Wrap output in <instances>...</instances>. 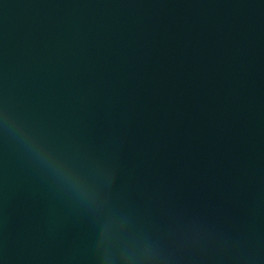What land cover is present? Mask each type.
Segmentation results:
<instances>
[{"label":"water","instance_id":"95a60500","mask_svg":"<svg viewBox=\"0 0 264 264\" xmlns=\"http://www.w3.org/2000/svg\"><path fill=\"white\" fill-rule=\"evenodd\" d=\"M0 264H264V0H0Z\"/></svg>","mask_w":264,"mask_h":264}]
</instances>
